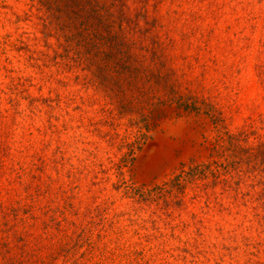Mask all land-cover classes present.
Listing matches in <instances>:
<instances>
[{
    "label": "rangeland",
    "instance_id": "rangeland-1",
    "mask_svg": "<svg viewBox=\"0 0 264 264\" xmlns=\"http://www.w3.org/2000/svg\"><path fill=\"white\" fill-rule=\"evenodd\" d=\"M99 1L0 0V264H264V0Z\"/></svg>",
    "mask_w": 264,
    "mask_h": 264
},
{
    "label": "trees",
    "instance_id": "trees-1",
    "mask_svg": "<svg viewBox=\"0 0 264 264\" xmlns=\"http://www.w3.org/2000/svg\"><path fill=\"white\" fill-rule=\"evenodd\" d=\"M32 1L37 3L38 9L46 16L47 23L53 25L55 30L58 31L60 29L63 33L68 31L72 35L77 34L83 42L90 37L88 36L90 33H93L91 36L101 37V29L113 26L114 20H111L110 10H112L114 5L111 7L99 0ZM91 40L94 41L95 39H89V41ZM96 50L99 53L103 48H96ZM86 54L89 55L88 52ZM90 58L87 60L89 64L93 61ZM97 69L94 75H98L101 71L99 68Z\"/></svg>",
    "mask_w": 264,
    "mask_h": 264
}]
</instances>
